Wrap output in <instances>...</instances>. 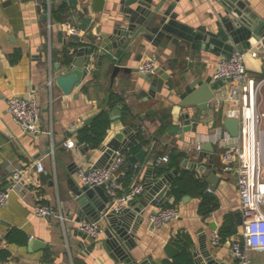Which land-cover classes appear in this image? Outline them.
<instances>
[{
  "label": "crops",
  "instance_id": "0c3cea01",
  "mask_svg": "<svg viewBox=\"0 0 264 264\" xmlns=\"http://www.w3.org/2000/svg\"><path fill=\"white\" fill-rule=\"evenodd\" d=\"M172 1L153 0V9L161 4L160 10L153 13L157 17L162 16ZM251 2L264 17V0ZM100 4L101 0H40L39 3L35 0H0V188L9 185L15 168L23 170L28 184V189L12 191L9 201L0 206V264H128L120 256H113L106 246L108 217L103 214L99 219L103 226L100 235L85 236L80 228L84 219H77L79 214L73 207L77 206L75 189L85 184L78 176V168L94 166L102 153L101 146L126 125L133 124L136 128L128 131L134 136L125 163L130 161L129 155L138 154L142 149L145 152L137 163L139 169L137 164L131 163L123 166L120 173L131 168L134 171L132 183L145 181L148 162L154 159L156 172L159 165L168 166L162 174L170 173L174 176L173 181L186 173L194 174L205 181L206 189L219 199V206L207 217L199 212L201 197L191 191L183 194L191 196L186 200L183 196L177 199L175 194L170 198L167 205H176L179 215L161 225H154L151 215L153 210L164 205L158 207L149 203L142 212L132 215L130 222L137 225L136 243L129 249L134 264L144 259H150L153 264L173 261L175 257L167 256L164 245L167 241L173 242L181 230L190 234L192 247L196 246L198 251L202 252V245L207 244L217 264H236L231 245L233 239L242 233L243 222L240 224V221H243V216L237 173L235 170L224 171L221 163L224 147L220 137H223L226 102L220 108L208 105L199 109L194 105H181V95L178 94L193 79H211L212 83H217L220 78L212 75L217 60L238 49L237 41L222 21V14L226 13L224 6L219 0H176L172 10L178 21L196 31L204 27L220 35L225 34L228 38L223 44L211 43L208 46L205 41H189L179 33H173L174 37H179L173 41L158 30L153 36L140 34L135 39L129 36L104 56L92 57L90 70L81 78L80 84L65 92L58 84L57 76L70 71L74 49L88 44L100 49V34L111 32L116 23L124 21L128 17L127 12L137 5L127 4V0H103V9L96 8ZM64 21L79 27L80 33H68L63 27ZM154 22L157 21L152 20L151 24ZM176 29L182 28L177 26ZM242 35L239 32L244 49L250 48ZM227 43L231 46L228 47ZM255 43L257 40L252 38L251 46L256 47ZM149 57L157 59V69L166 66V71L172 75L161 91L153 92L151 81L137 68ZM248 63L251 72L258 76L262 74L264 57L261 62L259 58L248 59ZM116 64L132 67V70L121 69L112 80ZM224 83L219 85V89H223ZM109 91V103L103 112L109 115L111 123L103 143L91 147L79 141L77 132L89 124L85 122L87 117L103 107ZM113 93L123 99L112 100ZM11 94L39 99L41 133L23 130L9 111L7 97ZM116 107L121 109V113L112 118ZM125 107L131 110V114L123 119ZM184 112L190 113V124H196V130L181 134L171 126L183 124ZM261 128L264 152V125ZM70 136L77 141L75 146L64 144ZM141 136L148 141L141 144ZM198 141L202 142L201 149L197 147ZM206 143H212L214 151L204 147ZM132 146L136 148L131 150ZM174 148L183 154L175 160L170 158L159 162L160 156L170 155ZM212 153L217 158L213 167L221 176L215 189L210 188L207 175L182 165L185 157L196 161L201 154L202 160H197L198 165L211 164ZM39 158L45 166L40 172L34 165ZM145 191L138 197H143ZM97 195L99 200L106 201L104 193ZM36 203L52 204L64 214V219L37 215L34 211ZM129 208H134L132 202ZM228 218H232L237 233L223 236L217 246L211 245L213 230L219 229ZM213 222L217 228L213 227ZM32 239H41L44 245L31 247ZM250 257L252 264H264V248L252 249Z\"/></svg>",
  "mask_w": 264,
  "mask_h": 264
},
{
  "label": "water",
  "instance_id": "95a60500",
  "mask_svg": "<svg viewBox=\"0 0 264 264\" xmlns=\"http://www.w3.org/2000/svg\"><path fill=\"white\" fill-rule=\"evenodd\" d=\"M105 1V0H104ZM224 6V15L222 14V21L233 37L234 41H237V48L240 51L244 50V44L242 40L239 39L238 34L243 33L242 37H246L244 41L247 46L252 45V38L256 40H262V45L264 48V17L261 13L255 9L252 5L251 0H219ZM153 0H127V4L136 3L137 5L134 8H131L128 13V17L124 21L117 22L111 32L101 33L100 37L102 39L101 48L96 49L93 44L78 46L74 49L75 56L70 63V71L68 73H61L57 76V82L60 87L65 92L71 91L75 84H80L81 78L84 77L90 70V63L92 57L95 56H104L113 50L114 47L121 45L126 37L131 36L133 39L137 38L140 34H147L148 36H153L154 33L158 30L162 35L170 37L173 41H177L179 37H174L173 33H179L185 39L189 41L199 40L205 41L208 46L211 43L223 44L227 40V36L220 35L213 31H209L204 27H199V30L196 31L192 27H188L182 22L178 21L174 17L172 12L175 7L176 0L172 1L167 9L164 11V14L160 17H157L153 12L154 10L159 11L161 4L155 6L153 9L151 3ZM103 0H101L100 6H96L98 9H103L104 4L102 5ZM139 15V16H138ZM60 19V15H57ZM152 20H156L154 24H151ZM177 26L182 29H176ZM205 29V30H204ZM229 43L227 46L229 47ZM231 46V45H230ZM234 47V45H232ZM220 53V51H217ZM250 59V57H249ZM261 62V59L259 58ZM248 68L249 70V63ZM138 68V67H137ZM121 69L129 71L132 70V67L122 66L116 64L112 74V80H114L115 75ZM262 74H264V67L261 69ZM159 73L160 75H157ZM151 81L152 91H161L165 82L171 78V74L166 71V66L160 67L151 73H143ZM211 79H202L197 80L193 79L183 87V89L178 91V94L181 95L180 103L181 105H194L199 109H205L208 106V102L216 94V90L219 88V85L222 82H225L224 78H220L217 83H212ZM111 91H109L107 99L103 107L96 113L90 115L85 119L86 123H91L99 114H101L109 103V98ZM121 113V109L116 107L111 114L112 118L118 117V114ZM190 113H182L183 124L182 125H172L171 128L174 131H177L181 134L188 130H196V124L191 125ZM223 132L227 130L232 136H238L240 134V121L238 118L225 117L223 119ZM131 128H136V125H126L122 130H120L109 142L101 146V155L95 162L94 167H108L114 161L118 153L128 154V149L131 144V139H133L134 134L129 135V130ZM211 151H214V146L212 143H206L204 146ZM86 149H89L86 146ZM145 152L144 149L141 150L138 154L129 155L130 161L123 164L127 166L131 163L137 164L141 159L142 155ZM206 155V154H203ZM198 158V157H197ZM202 160V154L198 158ZM192 161L188 157H185L182 161V165L187 167L189 170H199L205 175H207V180L210 183V188L215 189L221 179V176L218 174V169L213 167V164L216 162V157L212 153L210 158L211 164L204 163L198 165L197 160ZM154 159H150L148 162V171L145 173V184L146 191L143 197H136L132 200L134 208H129L123 214H116L113 212L107 211V202L110 200L109 195L106 193V185H90L83 184V186L75 189L77 197L75 199L77 206L73 207L74 210L79 214L77 219L84 221L90 220H99L102 215H106L109 219V226L106 228V233L108 235L106 240V246L115 257L120 256L122 259H125L128 264H134L135 261L129 251L136 243L134 235L137 228L136 224L130 222L132 215L142 212L144 207L149 203L156 206L164 205L166 206L169 203L170 198L174 195L172 186L173 175L170 173L162 174L153 169ZM136 168L139 169L140 165H136ZM176 173V171H174ZM97 193H104L106 201L99 200ZM189 194H185L183 199L186 200L190 198ZM157 210H153L152 213H156ZM141 219V217H140ZM243 221H240V224ZM213 227L217 228L215 222L212 223ZM85 236L87 234L81 230ZM44 241L41 239H32L30 246L36 248L38 246H43ZM164 250L168 257H176L181 249L172 241H167L164 245ZM195 264H217L214 259V255L208 249L207 244L202 245L201 251L197 250L196 246L192 247ZM137 264H153L150 259H144Z\"/></svg>",
  "mask_w": 264,
  "mask_h": 264
},
{
  "label": "built area",
  "instance_id": "2783aa9c",
  "mask_svg": "<svg viewBox=\"0 0 264 264\" xmlns=\"http://www.w3.org/2000/svg\"><path fill=\"white\" fill-rule=\"evenodd\" d=\"M37 3L40 0H35ZM50 12V8H49ZM64 29L70 34L80 33V28L68 22H63ZM256 47L240 51L234 50L228 56L220 57L213 71V78H224L223 89H217L216 94L208 105L222 107L226 102L224 114L226 117L238 118L240 134L231 136L225 131L220 137L224 147L221 152V163L224 171L235 170L236 184L240 199V209L243 216V230L233 239L231 252L236 264H252L250 251L255 248H264V152L262 143V125H264V74L256 75L248 68V59L264 57L262 40H257ZM263 52V54H262ZM142 73H151L158 68L155 57L146 58L139 65ZM9 111L19 122L23 130L38 134L43 131L40 126L41 105L36 96L25 97L11 94L7 97ZM66 146H75L77 141L72 137L64 140ZM202 148V142H197ZM126 154L118 153L108 167L78 168L81 181L90 185L105 184L109 195V206L106 212L116 214L125 213L134 198L146 190L145 181H134L129 188H125L120 180V171L126 161ZM169 159L165 154L159 157V162ZM38 172L45 169L43 160L34 162ZM10 183L0 188V206L6 204L12 191L28 189L21 168H15L10 175ZM34 211L37 215L49 217L58 216L64 219V214L50 203H36ZM179 215L176 205L161 206L156 213H152L151 222L161 225ZM80 228L89 236L97 237L103 232L99 220L82 221ZM219 229H214L211 235V245L217 246L222 242Z\"/></svg>",
  "mask_w": 264,
  "mask_h": 264
},
{
  "label": "trees",
  "instance_id": "16d2710c",
  "mask_svg": "<svg viewBox=\"0 0 264 264\" xmlns=\"http://www.w3.org/2000/svg\"><path fill=\"white\" fill-rule=\"evenodd\" d=\"M111 99L119 101L123 98L117 93H113ZM130 114L131 110L128 107H125L123 119L128 118ZM110 123L111 120L109 115L106 112H102L91 123L85 124L78 130L77 135L79 141L91 147L100 146L105 140ZM161 130H164V127H162ZM147 141V139L141 136V144L146 143ZM135 148L136 147L132 146L131 150ZM182 154L183 151H178L176 148H174L169 155V159L173 158V160H175ZM166 168H168V166L159 165L157 170L159 173H162ZM133 177L134 171L131 168L124 169V171L120 174V180L125 188L130 187ZM172 188L174 194L177 196V199H180L187 191H191L200 196L201 202L199 205V212L204 217L209 216L219 206L218 197L213 192L208 191L206 189L207 183L200 180L194 174L186 173L180 177H176L172 182ZM219 232L224 237H230L237 233V228L232 218H228L225 221V223L219 228ZM173 242L181 249V251L173 261H166V264H194V258L191 249L193 240L190 234L185 230H181L173 238Z\"/></svg>",
  "mask_w": 264,
  "mask_h": 264
},
{
  "label": "rangeland",
  "instance_id": "374dc122",
  "mask_svg": "<svg viewBox=\"0 0 264 264\" xmlns=\"http://www.w3.org/2000/svg\"><path fill=\"white\" fill-rule=\"evenodd\" d=\"M264 92V91H263ZM264 94V93H263Z\"/></svg>",
  "mask_w": 264,
  "mask_h": 264
}]
</instances>
